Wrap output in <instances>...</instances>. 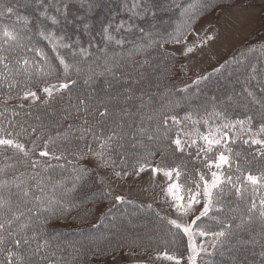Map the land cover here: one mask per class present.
Returning a JSON list of instances; mask_svg holds the SVG:
<instances>
[{"label": "trees", "instance_id": "1", "mask_svg": "<svg viewBox=\"0 0 264 264\" xmlns=\"http://www.w3.org/2000/svg\"><path fill=\"white\" fill-rule=\"evenodd\" d=\"M97 1L100 2V0ZM205 1L172 0L169 4L163 5L156 2V0H120L121 4L115 9V12L101 16V23L99 22L95 27L90 23L94 19L96 20V16L98 15H96L95 7V9H92L93 11L90 10L91 5L88 0L85 4L89 11L86 12L87 16L82 18H86L87 22H83L81 25L75 19L73 21L69 19L68 13L70 8L67 2L68 7L66 12L63 9L64 2H60L61 12L59 13L56 12L55 7L49 8V15H55L58 20V23L53 24L47 17L40 15L43 7L37 5L36 0H0V13H4L0 15V26L15 29L24 37L21 41L24 47H18L14 42H10V47L0 37V49H2L0 50V55H4L7 58L5 63H8L13 68L17 66L15 64L16 60L25 58L33 66L31 75L21 73L15 76L13 78L15 83L11 88H9V84L13 83V79L3 80L0 78V94H24L25 91L39 89L45 83L61 82L63 80L76 81L75 85H70L68 89L62 90V93L54 94L55 98L49 100L47 104L41 101L32 106H22L11 102H0V113H3V115H0V127L4 128L6 132L15 133L19 131L20 125L28 128L29 132H31V126H37L38 135V126L43 124L47 127L48 132L55 136L56 131L63 132L69 124L79 126L82 124V118H86L88 124L85 127H91L93 132L98 136L102 134L104 137H107L116 130L107 123L108 119L106 120L111 114L110 110L107 116L101 117L99 114L104 110H100L99 108V106L103 105V98H100L99 95L105 89H108L107 92L116 89L118 84L115 78L122 77V72L124 75L129 76L135 74L138 69H142L145 64L144 56L153 52H159L162 42L171 38L172 34L173 36L176 35V32L173 31H177L178 27L176 24L168 27L167 31L169 29L172 30L170 33L165 31V34H162L155 31L156 25H153V23L157 20L152 19L154 8L161 7L165 12L167 10L168 13L172 11L176 15V22H183V17L184 19L187 18L183 23L180 22L179 26H183L187 24V20L193 21L196 19V16L202 11L203 4L206 3ZM42 3L56 4L55 0H42ZM7 7H13L14 14H7L5 11ZM75 11L80 13L79 10ZM166 14L165 16H167ZM17 16L25 17L27 21L25 22L24 19L17 20ZM163 18L164 21L162 23H167L166 19L168 18ZM85 25H87V28H85ZM106 27L109 30L108 35L112 37L110 40L106 38L104 32ZM41 29L54 33V39L60 40V38H63L62 43L71 44L72 46L70 48L57 46V49L54 51L52 45L39 35ZM117 41H121V43H117ZM81 48L87 50L88 54H81ZM250 48L247 52H250L251 55L247 56L246 64L251 63V65L258 67L261 63H264V39ZM35 49L41 50L44 56L39 55ZM57 53L63 56L67 63L73 65L67 76H65L63 67L59 64ZM163 57L164 55L160 52L156 59L164 60ZM139 62L141 64L137 65ZM49 66L55 69L51 75L46 74ZM76 68L80 69L79 73L76 71ZM107 68H110L111 72L106 71L105 69ZM89 69L92 71L90 72ZM222 69L220 65L210 73L198 76L205 78L196 84H193V81L198 77L188 79L179 86L176 85L172 77L168 78L169 83L173 84L172 86L174 87H172V91H174L178 98L174 99L169 106L168 104L166 105V101H164V104L161 100L156 102L148 101L147 106H150L152 112L160 111L164 115H175L179 119H182L186 113L190 112L193 119L199 120V123L193 125L191 121H182L180 125H172L171 120H169L170 130L168 131V138H164L163 126H161L159 138L150 140L151 147L148 149H151L153 153L165 151L167 155L173 153L180 158L192 162L196 169L206 171L208 170L206 167L207 162L204 161L203 154L200 155L199 159H196V146H192L184 153H179L175 151V146L171 144V140L176 138L178 132L182 135L185 132H194L195 129H199L200 133L208 134L209 129L215 132L217 128H220L221 136L218 138H222L224 143L218 146L213 153H209V158L214 159L216 151H225L226 148L231 149V153L234 154V161L231 168L227 165L223 168V175L231 176L233 181H235L236 176L240 175V173L236 172V162L239 161L244 175H247L250 171L251 174L259 177L264 173V157L257 155V152L261 151V147L260 145H252L250 139L252 138V133H258L260 125L264 123V112L263 114L254 115L247 111L248 108L246 110L235 111L230 108L224 109L222 105V107H216L218 105L205 104V101H203L205 98H202L201 94H199L206 86H202L203 88L199 90L197 85L199 86L204 80L216 78L217 72H221ZM2 70L3 65H0V71ZM101 72H103V75L99 74ZM86 79L89 80L88 84H85ZM103 83H110L111 87L105 85L103 89ZM186 85L188 87L185 89ZM122 87L123 85H121ZM185 90L187 91V95L184 96L183 91ZM130 92L128 91L127 94H131ZM170 92H166L168 100ZM69 96H71V100H69ZM191 97H194V101L198 104L193 100L191 101ZM79 98L87 101V114L81 111L78 115L75 109L68 107L70 104L77 103ZM105 103L106 105L108 103L110 105V101L108 100ZM66 109L67 111H65ZM68 112H71L70 118L61 119ZM216 112H219L221 115L217 116ZM53 116L56 118H52ZM37 117L40 119L37 120ZM247 117L252 118V132L247 130V125L243 131H241L238 125L235 128H222V125L228 121L245 119ZM205 120L208 121L207 124ZM153 121L157 123L156 120ZM57 124L60 125L58 129L54 127ZM146 124H149L148 121ZM224 132H227L228 135L223 136ZM154 133L155 129L152 131V134ZM74 135L78 137L80 135L79 131H76ZM140 136L148 139L145 135ZM44 138L46 139L47 135ZM182 138L186 139L183 135ZM192 138L195 139L196 137L193 136ZM256 138L264 139V133H260ZM20 139L21 142L31 149L35 136H21ZM91 140L92 136L89 134L86 137V141L73 139L71 144L65 141H58L55 145H49L48 150L50 152H54L57 155L64 154V159L59 161L50 159L49 157H40L39 152L44 150L43 143L42 141H37L38 147L31 154L28 165L18 164L19 172H26L29 175L33 171L40 173V176L44 179L46 191L49 194H54L57 199L63 200L66 209L62 212L58 211L55 214L47 211L42 212L33 226L18 233L17 238L23 241L26 236L28 244L22 242L20 247L16 248L11 238L6 239L3 245L5 252L0 253V261H3L4 264H7L6 252L9 248H12L13 251L18 252L24 257V264L82 263L92 253V250L96 252L97 247L93 242L99 239L98 237L106 230V226L110 225L105 223V221H112L114 218H120L121 215L127 216L129 212H134L140 216L147 215L149 211L154 212L153 207L148 208L146 202L135 198H126L123 202H117L115 200V196L117 195H113L108 188L104 187L101 191L97 190L91 178V171H89L84 180L79 182L75 180V176L78 173L73 171L74 168H78L81 165L87 169L89 168L85 160L87 156L83 160H78L74 153L78 150H83L86 143L91 142ZM245 140H249V144H245ZM116 141L113 140L109 155L114 156V159L117 160L120 148ZM198 143L202 144L203 142L198 141ZM91 147L95 151L98 150L99 145L97 142H92ZM167 151L172 153H167ZM236 153L240 155L236 156ZM244 153H246V156H244ZM4 156L12 157V159L4 160ZM20 159L22 157L14 154L13 150L8 149L0 155V166L6 163H16ZM33 159L40 161L35 170L31 168V160ZM246 160L249 162L248 164L244 163ZM60 165H63V167ZM9 174H13L12 170H9ZM31 183L35 184V181ZM73 184H76L75 189L73 191H66L67 189H71ZM53 188H55L54 193L51 192ZM246 189L244 199H238L235 193L232 192L225 195V203H232L234 201L236 205L240 204L239 207L243 211L253 198L258 202L260 196L264 195V187H261L259 184L253 190L251 183L246 182ZM37 194L39 193L37 192ZM99 203H105L106 205L109 203V208H103L102 211H98L96 216L95 214L91 215V206L93 205L94 207V205L96 206ZM212 214L218 215L217 212L213 211L208 217H202L211 222L210 225L216 224V221L212 219ZM152 218L162 226L164 224V232L166 231V234H164L169 239L173 238L177 240L179 238L184 241L188 240L182 231L168 225L167 221L163 219L164 216L158 212L152 214ZM254 224H251L252 227ZM101 241L103 240H99L100 243ZM45 242H47L46 245ZM38 245L45 246L41 247L38 254H33ZM202 254H206L205 256L209 258H213L215 255L214 251Z\"/></svg>", "mask_w": 264, "mask_h": 264}, {"label": "rangeland", "instance_id": "2", "mask_svg": "<svg viewBox=\"0 0 264 264\" xmlns=\"http://www.w3.org/2000/svg\"><path fill=\"white\" fill-rule=\"evenodd\" d=\"M86 1L60 0L61 3L67 2L69 4V19L72 21L75 19L79 25L87 22L86 18L82 19L87 16L86 12L89 11L85 4ZM88 1L91 5L90 10L93 11L92 9L95 7L96 15H98L96 16L97 21L95 19L92 22L89 21L95 27L99 22L101 23V16L114 13L115 9L121 4L120 0ZM170 1L172 0H156V2L163 5L169 4ZM55 2L57 3L58 0H55ZM205 2L212 4L213 7L206 8V3H204L202 11L196 16V19L186 21L187 25H190V30H184L185 36L181 37V43L170 42L174 37L172 34L171 38L162 42L161 45L163 47L160 45L159 52H153L144 56L145 64L142 69H138L135 74L129 76L124 75L122 72V77L115 78L118 84L117 88L108 92V89H105L99 95L100 98H103V105L99 106L100 110L107 108L108 113L109 110L111 111L110 116L106 118V120L108 119L107 123L112 128H115L116 131V124L123 123V132L126 133L122 140L117 139L116 141L120 148L119 155L117 156L118 159L116 160L114 156H111L117 166L115 170H120L122 156L125 157L127 166L130 169L138 156L142 157L146 152L153 153L151 149H148L151 147L150 140L142 138L138 129L140 127H147L152 134L156 123L154 121H151V124L150 122L146 124L147 121L141 123L140 114L152 113L150 106H147L148 101L156 102L161 100L164 104V101H166V105L168 104L169 106L174 99L178 98L174 91H172L173 84H170L168 81L170 77L179 86L188 79L204 76L216 67L223 65L222 71L217 72L216 78L204 80L199 86L197 85L199 90L203 88L202 86H206L200 93L198 92L202 98H205L203 100L205 104H215L218 105L216 107L223 106L224 109L230 108L235 111L246 110L248 108L247 111L254 115L263 114L264 63H261L260 67L255 66V71H253L254 65H251V63L247 65L246 61L247 56L251 55L250 52H247L251 49L250 47L264 39V0H206ZM75 10H79L80 13ZM165 13H167V16H165ZM163 17L168 18L165 24L162 23L164 21ZM175 18L176 15L172 11L168 13L167 10L165 12L161 7H155L152 18L157 20L153 23V25H156L155 31L165 34L164 32L168 30V27H172L173 24H176L178 27L181 21L176 22ZM186 19L183 17V22ZM171 31L169 29L167 32L170 33ZM173 31L176 32L175 30ZM197 34L201 38L206 34L213 35L215 38L203 46L195 47L192 53L185 55V47L199 44ZM160 52L164 55V60H160V57L156 59ZM140 64L139 62L137 65ZM58 83H45L39 89H35L34 92L37 93L38 97L36 101H33L31 98H24V94L1 93L0 102L4 101L22 106H32L47 98L46 94L42 91L45 86ZM105 85L110 86L111 84L103 83V89ZM121 85H123V89ZM128 91H131V94H127ZM166 92H170L169 100ZM183 95H187L186 90L183 91ZM190 99L194 101V97ZM106 100L110 101V105L109 103L106 105ZM142 103L144 104L143 108L141 107ZM52 118L56 117L53 116ZM145 136L148 137V134H145ZM155 139L154 135L153 140ZM132 145H136V147ZM141 145L143 146L141 147ZM165 152H154V155L148 157L152 166L160 164L164 167H176L180 165L182 176L179 182L181 184H185L189 179H198L195 176V172L198 169H196L192 162L180 158L172 152L167 151V153H172L168 155ZM244 154L246 156V153ZM225 155H229V153L225 152ZM233 156L234 154L231 153L232 163L234 161ZM85 160L91 171V178L97 190L101 191L102 188L106 187L113 195H122L126 198H135L146 202L148 205H152L154 212L149 211L144 216L129 212L127 216L121 215L120 218L105 221V223L110 225H107L106 230L98 237L99 239L93 242L97 247L96 252L92 250V253L82 263L174 264L172 261L155 258L157 252L167 250L169 254L178 256L181 259V264H188L187 257L190 255L188 240L184 241L179 238L177 240L173 238L169 239L165 235L164 224L162 226L152 218V214L156 212L164 217L175 218L176 214L169 208L168 203L165 202L164 193L162 192V188L166 186V179L158 174L153 183L150 170H146L140 177L130 176L120 178L114 175L112 167H99L98 161L94 157L87 156ZM223 168L221 169L222 174ZM212 171H216V169L213 167ZM203 172L208 173V170ZM99 204H97L98 206H91V215L95 214L96 216L98 211H102L103 208H109V203L107 205L105 203ZM225 204L226 209L227 207H237L234 201ZM201 207L202 204L197 205L195 212L184 219L190 222L191 219H194L199 214ZM230 215L232 214L227 210L223 213H218V215L212 214V216H219L221 219ZM238 222V220L232 221L233 234L224 238L222 243H218L215 248L210 244L207 245L206 252L214 251V257L209 258L205 256L206 254L203 255L201 253L197 257L196 264H264V256L260 255L264 251V228H261L259 221H255V226L253 225V227L249 225L244 230H235V224ZM210 224L211 222L201 218L197 221V225L194 228L202 227L207 228L209 231L218 230L219 225L217 222L213 225ZM99 240L103 241L100 243ZM243 241L255 242L242 243ZM201 242H206V238L199 235L193 237V243L196 247H199Z\"/></svg>", "mask_w": 264, "mask_h": 264}, {"label": "snow or ice", "instance_id": "3", "mask_svg": "<svg viewBox=\"0 0 264 264\" xmlns=\"http://www.w3.org/2000/svg\"><path fill=\"white\" fill-rule=\"evenodd\" d=\"M37 5L43 7V11L40 12L41 16L47 17L53 24L58 23L57 17L55 15H49V8L55 7L57 13L61 12L60 0L53 4H43L42 0H36ZM67 3L63 4V9L67 10ZM135 7V5H134ZM205 7H213L212 4H205ZM6 13L9 15L14 14L13 7H7L5 9ZM4 13H0L3 15ZM17 20L24 19L25 22L27 18L25 17H16ZM87 28V25H85ZM185 29L190 30V25L178 26L176 35L173 37L172 41L177 44L181 43V37L185 36ZM108 28L104 29L105 35L107 39H112L110 35H108ZM39 35L47 40L53 47L55 51L57 46L63 48H70L71 44L62 43V39L56 40L54 39V33L46 32L43 29L39 31ZM198 36L199 44H194L191 46H187L184 49V54L192 53L195 47L203 46L208 41H211L215 38L213 35H205L203 38ZM0 37L3 38L5 44H9L10 42H14L18 47H24L21 41L24 39L22 35L15 29H10L7 26H0ZM117 43H121V41H117ZM186 43V37H185ZM163 47V45H161ZM2 50V49H0ZM33 50V49H29ZM37 53L41 56H44V53L35 49ZM81 54L87 55V50L81 48ZM6 57L4 55H0V65H3V70L0 71V78L3 80L13 79L15 76L24 73L25 75H31L32 65L28 59L16 60V67H11L8 63H5ZM57 59L59 60V64L63 67V71L65 76L68 75L70 69L73 65H70L66 62L63 56H60L57 53ZM223 67V65H221ZM106 71L111 72L110 68L105 69ZM218 70V69H217ZM55 69L49 66L47 75H51ZM76 71L79 73L80 69L76 68ZM91 72L92 70L89 69ZM253 71H255V66H253ZM95 74V73H94ZM103 75V72L99 73ZM205 77H198L193 81V84L199 83L201 79ZM90 79V78H89ZM15 83L13 79V83L9 84V88H11ZM76 81L74 80H63L58 84H53L49 86H45L42 91L46 94V99L44 103L47 104L49 100L54 99V94L62 93V90L68 89L70 85H75ZM89 80H85V84H88ZM188 86H185V89ZM183 90V89H182ZM24 98H31L33 101L38 99L37 93L34 91H25ZM71 96H69V100H71ZM170 103V102H169ZM69 108L75 109L76 113L79 115L81 111L87 114L88 104L87 101L83 98H79L77 103L70 104ZM141 107H144V104H141ZM67 111V109L65 110ZM101 117L108 115V109L104 108L100 113ZM127 114V113H125ZM217 116L221 114L219 112L215 113ZM3 115V113H0ZM15 115V113H14ZM71 116V112H68L67 115L61 117V119H69ZM40 118L37 117V120ZM156 120L155 133L151 134L150 129L147 127H140L138 129L141 135L148 134V139L152 140L154 138H159L161 133V126H163V136L165 139L168 138V131L170 130L169 120H171L172 125H180L182 121H191L193 125L199 123V120L193 119L192 113H186L182 119L177 118L175 115H164L162 112H152L151 114L142 113L140 114L141 123L148 121L151 122ZM207 120L205 123L207 124ZM88 124V120L86 118H82V124L79 126H74L73 124H69L67 128L64 129L63 132L59 130L56 131L55 136L51 135L48 132V129L45 125H39V134L37 135V126H31V132L28 131L24 125L19 126L18 132H6L4 128L0 127V155L3 154L4 151L8 149L13 150L14 154L19 155L22 159L18 160L16 163L12 164H4L0 166V253H4L5 250L3 245L6 239L11 238L16 248H19L21 243L28 244V238L25 236L23 241L17 238L18 233L25 231L30 226H33L34 222L37 221L42 214V212L47 211L49 213L55 214L56 212L64 211L66 206L64 205L63 200L57 199L54 194H49L46 191V185L43 177L40 176V173L33 171L31 175L26 172L18 171V164L28 165L29 158L31 154L38 147L37 141H42L43 149L39 152L40 157H49L50 159H55L57 161L64 159V154L61 153L59 155L54 152H50L49 145H55L58 141H65L71 144L73 139H78L80 141H86V137L91 134L92 140L91 142H87L85 148L83 150H78L74 155L78 160H83L86 156H92L98 161L99 167H112L114 170V175L116 177L124 178V177H140L142 173L146 170H150L152 173L153 183L155 181V177L160 174L166 179V186L162 188V192L164 193L165 202L168 203L169 208L175 212V218L173 217H164L167 221V224L176 230H180L183 232L185 236L188 238V248L190 255H188L187 260L188 264H196L197 257L207 251V245H211L213 248L216 247L218 243H222L223 239L229 237L233 234V223L232 221L238 220L239 222L235 224V230H244L246 226L253 224L255 221H259L261 228H264V195L260 196L259 201L257 202L255 198H253L246 206V208L241 211L239 205L235 208L227 207L224 197L227 194L232 192L235 193L238 199H244V192L246 189V182H250L253 186V190L259 184L261 187H264V173H262L259 177L251 174L249 171L247 175H244L243 169L239 161L236 162V172L240 173L233 181L231 176H225L222 174L221 169L223 166L227 165L229 168L232 167V158H231V149H225L229 153V155H225V151H216L215 159L209 158V153H213L214 150L218 148L221 144L224 143L222 138H218L221 136V129L217 128L215 132L209 129L208 134L200 133L199 129H195L194 132H185L183 133L182 138L181 133H177L176 138L171 140V144L175 146V151L179 153H184L192 146H196L197 153L196 159H199L200 155L203 154L204 161H206V167L208 169V173H205L201 170H196L195 176L198 179H189L185 184H181L179 182L182 171L181 166L177 165L176 167H164L160 164L157 166H152L151 161L148 159L149 156L154 155V153L146 152L144 156H138L136 161L133 163L132 167L129 169L127 166V162L124 156L121 157V167L120 170L116 169L115 161L112 160L109 155L110 150L112 148L113 140H122L123 136L126 133L123 132L124 125L123 123L116 124L117 131L112 132L107 137L101 135H96L93 132L91 127H85ZM252 118L247 117L245 119L231 120L222 125V128H235L237 125L240 127L241 131L244 130L247 125V130L252 132L251 129ZM57 129L60 127L59 124L54 125ZM79 131L80 135L76 137L74 133ZM260 133H264V123H262L259 127L258 133H252V138L250 139V143L252 145H260L261 151L257 152V155L260 157H264V139H257ZM45 135L47 138L45 139ZM223 136H227V132L222 134ZM21 136H35V139L32 141L33 147L29 149L25 143L21 142ZM196 138L193 139L192 137ZM198 141H202L200 144ZM92 142H97L99 145L98 150H93L91 147ZM245 144H249V140L244 141ZM136 147V145H132ZM143 145H141L142 147ZM122 147V145H121ZM191 154V153H189ZM239 153H236V156H239ZM4 160L12 159V157L4 156ZM163 160V154H162ZM203 163V161H201ZM40 163L38 160H31V168L33 170L36 169L37 165ZM248 164L249 162L246 160L244 162ZM63 167V165H60ZM213 167L216 171H212ZM9 170H12L13 174H9ZM74 172L78 174L75 176V180L77 182L84 180L90 169L85 168L84 166H80L78 168L73 169ZM210 173V177H209ZM35 181V184L31 182ZM191 185V186H189ZM230 186V187H228ZM76 187V184H73L71 189H67L66 191H73ZM37 192L39 194H37ZM51 192H55V188L51 189ZM126 197L122 195L115 196V200L117 202L125 201ZM202 207L199 209V214L195 216L194 219H191L190 222L186 221L184 218L189 217L190 214H193L196 210L197 205H201ZM148 208H151L152 205H147ZM227 210L232 215L221 219L219 216H213L217 224L219 225L218 230L209 231L207 228L195 227L197 225V221H199L202 217H208L210 213L213 211L217 213H223ZM238 213V215H236ZM195 235H199L201 237L206 238V242H201L199 247H196L193 243V237ZM35 238V236H33ZM254 243L255 241H243L242 243ZM47 242H45V245ZM45 245H38L34 250L33 254H38L41 247ZM261 256H264V251L260 253ZM156 259H164L167 261H172L174 264H181V259L175 254H169L167 250L163 252L156 253ZM7 264H24V257L21 256L18 252L9 248L6 252ZM0 264H4L3 261H0Z\"/></svg>", "mask_w": 264, "mask_h": 264}]
</instances>
